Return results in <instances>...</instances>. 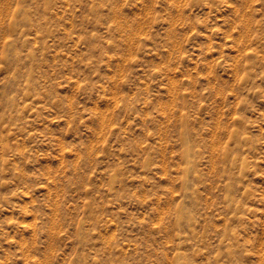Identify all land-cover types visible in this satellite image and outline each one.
<instances>
[{
  "label": "rangeland",
  "instance_id": "obj_1",
  "mask_svg": "<svg viewBox=\"0 0 264 264\" xmlns=\"http://www.w3.org/2000/svg\"><path fill=\"white\" fill-rule=\"evenodd\" d=\"M0 264H264V0H0Z\"/></svg>",
  "mask_w": 264,
  "mask_h": 264
}]
</instances>
